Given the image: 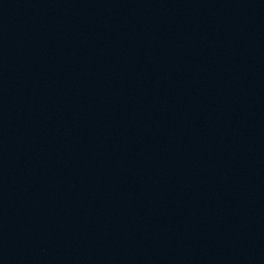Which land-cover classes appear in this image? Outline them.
Instances as JSON below:
<instances>
[{
	"label": "water",
	"instance_id": "obj_1",
	"mask_svg": "<svg viewBox=\"0 0 264 264\" xmlns=\"http://www.w3.org/2000/svg\"><path fill=\"white\" fill-rule=\"evenodd\" d=\"M94 153L181 264H264V0H9Z\"/></svg>",
	"mask_w": 264,
	"mask_h": 264
}]
</instances>
